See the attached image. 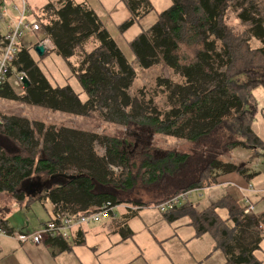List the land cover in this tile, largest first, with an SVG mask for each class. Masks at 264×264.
I'll return each mask as SVG.
<instances>
[{
    "label": "trees",
    "instance_id": "16d2710c",
    "mask_svg": "<svg viewBox=\"0 0 264 264\" xmlns=\"http://www.w3.org/2000/svg\"><path fill=\"white\" fill-rule=\"evenodd\" d=\"M122 1L131 16L119 27L121 32L152 11L149 0ZM262 2L171 0L170 8L158 15L155 24L129 43L133 61L140 69L163 65L184 79L183 85L156 80L157 87L169 92L170 108L159 114L142 99L130 97L129 89L136 76L132 62L94 11L73 0H48L38 17L52 44V50L43 56L54 52L66 62L70 73L67 81L74 78L86 100L81 101L66 80L63 86L52 85L29 49L23 47L9 76L13 69L22 72L30 85L18 97L8 80L0 90V98L70 116L88 117L98 112L108 124L135 128L134 137L142 143L150 131L184 140L193 151H167L159 156L152 148L143 146L137 150L135 144H129L133 152L139 151V159L133 161L126 143L116 137L105 136L100 141L95 134L4 117L0 125V194L22 201L25 196L20 186L42 175L49 189L38 199L50 201L54 213L59 209L89 212L106 203H124L121 195L142 188L155 191L154 197L159 198L151 203L159 205L183 192L207 190L221 175L236 173L251 181L258 173L218 159L243 148L264 160V141L252 130L259 112L253 92L264 90ZM230 11L236 12L240 33L226 23ZM251 40L261 46L252 49ZM95 142L103 146V157L95 155ZM108 166L121 170L117 182L108 180ZM56 174L75 178L51 179ZM99 185L111 187L116 193L101 191ZM220 211L225 212L224 217ZM162 214L168 222L187 217L197 236L209 234L223 253L225 264H264L255 255L264 238L259 229L264 215H245L232 195L226 194L204 209L186 202ZM0 230L14 232L3 220ZM82 242L81 237L75 241ZM47 244L59 252L70 250L61 237L50 238Z\"/></svg>",
    "mask_w": 264,
    "mask_h": 264
},
{
    "label": "crops",
    "instance_id": "0c3cea01",
    "mask_svg": "<svg viewBox=\"0 0 264 264\" xmlns=\"http://www.w3.org/2000/svg\"><path fill=\"white\" fill-rule=\"evenodd\" d=\"M26 1L28 7L33 10H41L48 3V0ZM53 1L55 2L56 0ZM73 1L76 4H85L94 11L127 59L133 57L128 46L129 43L140 34L147 32L155 24L160 14L150 11L121 32L119 27L131 16L122 0ZM16 4H18V0H13L10 7ZM10 7L8 9V17L4 21H0V53L2 48L1 37L5 34L2 33L6 32L9 26H13L12 24L17 18L16 12L11 10ZM14 14H16V17ZM20 44L21 47L29 49L31 57L32 55L38 56L34 52V48L38 45L35 35L31 33L24 34ZM51 53L56 55L54 52ZM62 77L67 81V77L65 78L64 74ZM263 95L264 90L262 88L253 92L256 102ZM4 100L2 99L1 101ZM261 139L264 140L263 138ZM229 160L225 159L222 162ZM250 165L251 163H249L248 169L253 172ZM255 172L258 175L249 182L236 173L221 175L217 178L216 184L208 188L207 191L225 189L224 194L214 198L212 193L208 196V202L203 206L206 201L203 200V195L201 194L206 189L201 190L196 193L197 204L195 202L196 205H192L198 206L199 204L204 209L226 194L234 196L239 201V204L242 205L241 197L248 199L252 197L253 201L249 200L255 206V213L264 215V197L254 196L255 198L253 199V194H264V168L261 171L255 170ZM248 184L252 185V192L243 191ZM45 189L46 187H43L41 192L35 193V196L30 197L31 199L24 198L19 201L20 209L29 208L32 202L38 201L43 204L46 200H39L38 198L46 192ZM136 192L140 191H132L131 195H127V199H125V195H121L125 202L115 206L111 217L74 229L70 233L71 239L66 241L70 246L69 251L59 252L56 249H52L48 246L47 240L40 245L23 244L11 238H3L0 235V264H206L216 258V264L225 263L224 256L219 257L217 254L216 242L209 234V236H197L189 219L188 221L187 219L179 218L168 222L164 214L155 211V204L151 203L155 200L153 196L145 202L150 205L138 206L129 203L145 204L144 202L130 199L135 198ZM52 207L53 205L51 204L50 215H52L51 217L49 215L47 221L54 217V208L52 209ZM5 219L7 218L0 217V220L5 221L8 228L14 231ZM80 237L83 242L76 244L75 241Z\"/></svg>",
    "mask_w": 264,
    "mask_h": 264
},
{
    "label": "rangeland",
    "instance_id": "374dc122",
    "mask_svg": "<svg viewBox=\"0 0 264 264\" xmlns=\"http://www.w3.org/2000/svg\"><path fill=\"white\" fill-rule=\"evenodd\" d=\"M150 2L153 7V10L151 12H155V14L157 13L159 14L163 11H166L171 6V0H150ZM259 6L263 10L262 14L264 15V3L262 2L261 4H259ZM234 13L236 12L230 11L227 14L226 23L229 26L233 27L237 31L236 33H240L242 29L239 27V22L235 19ZM16 14H14L15 17ZM4 33L5 31L2 34ZM249 44L252 49L259 48L261 46V44L256 40H251ZM182 53H184L185 55L187 54L184 51ZM32 57L34 62L37 64V66L43 73V75L50 81L52 85L63 86L65 84V80L62 76L64 74L65 78L69 77L70 73L66 66L67 65L66 62H64L60 57H58L57 55L51 52L47 53L43 57H38L33 55ZM133 60H134L133 57L131 59H128L129 62H132V66L136 74L135 79L129 89L130 97L134 99L136 98L138 100L142 99L145 103L150 105L151 108L155 107L159 114L168 111L170 108L167 99L169 92L166 90L165 87H157L156 80L165 79V80H169L174 85H183L185 83L184 79L179 74L173 72L171 69L166 68L163 65L155 66L148 70H142L137 66V64ZM72 61L74 63V59H72ZM67 83L75 93L79 94L81 101L86 100L85 94L83 93L79 84L74 78H68ZM15 92L18 97L22 95L21 92L17 90H15ZM1 100L2 99H0L1 119H3L4 117H12V116L25 118L30 122L33 121L41 122L46 127H53L55 129L68 128L72 130L95 134L100 138V141L105 136L116 137L126 143L127 151L133 154L132 157L133 161L134 160L137 161L136 159H139V154H138L139 151L137 152V150L138 149L141 150L143 146L152 148L153 151L159 152L158 153L159 156H161L163 153L167 151H175L180 153H192L193 151L190 144H188L184 140L170 138L163 135H154L151 134L150 131L146 133L145 135L146 137L143 138V143H142L140 142L141 141L140 138L135 139L134 137V135H137L136 134L137 130L135 128L133 127L126 128L116 124H108L102 119V117L98 112L92 113V115L88 117H77V116H70L58 112H53L41 107H34L30 105L27 106L19 101H11V100L5 101L3 99L5 101L4 102ZM257 103L259 107L258 110L259 112L256 115V118L252 124V130L256 135L264 139V95L260 97L259 100H257ZM99 143L95 142L93 144V151L95 155L100 158L104 156L105 150L103 146ZM129 144L130 145L135 144L137 150L133 152L132 146H128ZM225 159L226 160L230 159V160L223 161L224 163L233 162L236 165H241V166L243 165L246 166L247 168L249 163H251L250 166L252 167L251 169L253 170V172H255V170L261 171L262 168H264V160H262L259 157H256V155L253 154L252 151L243 148H237L234 151H231L230 153L226 154L225 156L219 157L218 160L222 162V160ZM107 170L110 173V175L108 176L109 178L108 180H111L112 182H117L121 170L115 166H108ZM69 173H72V171H69ZM43 180H45V178L42 177V175L34 176L29 181L24 182L20 186V191L24 193L26 199L27 198L29 199L30 197L27 195L28 184L35 183L37 181L45 182ZM104 186L105 185H99V190L111 191L116 193V191H114L111 187L104 188ZM224 190L225 189H217L216 191H212V192H210L211 190L209 191L205 190L204 193L201 194L203 195L202 197L203 200L206 201L204 204L202 203L203 206L208 202L207 201L208 196H210L212 193L214 198L221 196L220 194H224ZM154 192H151L150 189L142 188L140 192H136L135 198H130V199L132 200L135 199V201L138 200L139 202L141 201L144 203L150 200L152 196L154 199H158L159 197H154L155 196ZM254 196L264 197V194L261 195L253 194V199L255 198ZM196 197L197 194L193 195V198H190L181 204H184L186 202H191V204L196 205L197 204ZM127 198L128 196L125 195V199ZM251 198L252 197H249V199L253 201ZM157 206L158 205H155L154 207L155 211L157 213H160L157 209ZM198 207L202 209V205L198 204ZM25 209L26 208L20 209L19 201L17 202V200H15L13 197L7 194H0V217L2 218L6 217L7 219L5 220L10 224V226L14 229V231H16V233L20 230H22L21 233L24 234H33L34 232L40 231L42 229V225L48 222L47 220L49 219V215L51 213L50 212L51 204L49 203V201L46 200L45 202H43V204L38 201L32 202L29 208H27L26 210ZM219 214L222 217L225 216L224 211H220ZM182 219L188 220L187 217H182ZM256 230L258 229L256 228ZM260 234L264 235V230L260 232ZM205 235L209 236L208 234H203V236ZM1 237L6 239L10 238L8 236H1ZM217 254L219 255V257L224 256L223 253L219 250H217ZM255 255L260 262L264 260V238L260 243V249L256 251ZM223 258L225 259V257ZM216 259H212L210 260L209 263L206 264H216Z\"/></svg>",
    "mask_w": 264,
    "mask_h": 264
},
{
    "label": "built area",
    "instance_id": "2783aa9c",
    "mask_svg": "<svg viewBox=\"0 0 264 264\" xmlns=\"http://www.w3.org/2000/svg\"><path fill=\"white\" fill-rule=\"evenodd\" d=\"M13 0H0V21H4L8 17V9ZM11 10L17 13L16 21L9 26L5 34L1 37V53H0V90L3 85L10 80L13 88L21 94L23 93L24 86L22 79L26 78L22 72H14L10 77V71H12V63L21 48V40L24 34L31 33L37 38V43L44 47V52L52 50V44L49 39L44 35L41 24L38 20L41 10H33L28 7L26 0H18V4L12 5ZM2 119L0 118V125ZM246 192H252L253 187L248 184L243 190ZM199 193V190L183 192L169 200H166L157 206L160 213H165L168 210L180 205L186 200L190 199L193 194ZM243 201L242 211L245 215H254L255 206L246 197H241ZM115 206L110 203H106L99 208L91 210L89 212L81 211H68L59 209L54 213V217L42 225L40 231L33 234H24L21 232H6L0 230L1 236H8L14 241L20 243H30L33 245L43 244L46 240L55 237H61L65 241H69L70 233L81 226L97 223L104 218H109L113 214ZM259 229L264 230V223H260Z\"/></svg>",
    "mask_w": 264,
    "mask_h": 264
},
{
    "label": "water",
    "instance_id": "95a60500",
    "mask_svg": "<svg viewBox=\"0 0 264 264\" xmlns=\"http://www.w3.org/2000/svg\"><path fill=\"white\" fill-rule=\"evenodd\" d=\"M34 52L39 57H41V56L44 55V47L43 46H40V45H37L34 48ZM22 83H23L24 88H27L30 85V83L27 80V78H23L22 79ZM55 178H62V179L71 180V179H74L75 176H68V175H63V174H56V175L51 176V179H55ZM43 187H46L45 191H47L49 189L47 183H41L40 181H37L35 183L28 184V186H27V189H28V192L27 193L28 194L27 195L29 197H33V196H35V193H37V194L40 193Z\"/></svg>",
    "mask_w": 264,
    "mask_h": 264
},
{
    "label": "bare ground",
    "instance_id": "6f19581e",
    "mask_svg": "<svg viewBox=\"0 0 264 264\" xmlns=\"http://www.w3.org/2000/svg\"><path fill=\"white\" fill-rule=\"evenodd\" d=\"M200 189V188H199ZM171 211V210H170Z\"/></svg>",
    "mask_w": 264,
    "mask_h": 264
},
{
    "label": "flooded vegetation",
    "instance_id": "af4514ba",
    "mask_svg": "<svg viewBox=\"0 0 264 264\" xmlns=\"http://www.w3.org/2000/svg\"><path fill=\"white\" fill-rule=\"evenodd\" d=\"M140 142H142V141H140Z\"/></svg>",
    "mask_w": 264,
    "mask_h": 264
}]
</instances>
